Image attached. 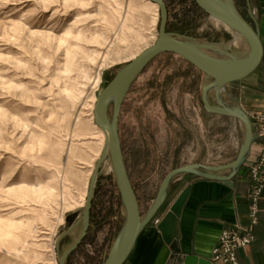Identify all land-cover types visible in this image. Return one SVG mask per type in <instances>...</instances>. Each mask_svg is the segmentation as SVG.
Listing matches in <instances>:
<instances>
[{
  "label": "rangeland",
  "instance_id": "374dc122",
  "mask_svg": "<svg viewBox=\"0 0 264 264\" xmlns=\"http://www.w3.org/2000/svg\"><path fill=\"white\" fill-rule=\"evenodd\" d=\"M235 1L252 22L247 0ZM165 2L170 33L248 50L194 0ZM159 25V6L151 0H0V264H59L79 236L106 139L94 120L95 102L118 70L155 42ZM209 81L185 58L166 52L125 96L119 132L143 215L172 169L238 154L244 124L205 110L202 85ZM240 84L227 86L224 103L239 105L231 95ZM209 96L216 104L214 89ZM125 217L107 158L88 233L67 264H103Z\"/></svg>",
  "mask_w": 264,
  "mask_h": 264
},
{
  "label": "water",
  "instance_id": "95a60500",
  "mask_svg": "<svg viewBox=\"0 0 264 264\" xmlns=\"http://www.w3.org/2000/svg\"><path fill=\"white\" fill-rule=\"evenodd\" d=\"M151 1L157 4L160 10L158 37L152 45L122 66L97 98L95 121L100 128L108 130V136L90 179L82 214L81 232L77 239L59 256V264H67L69 256L79 247L88 233L95 186L101 165L106 158L111 159L126 217L123 229L114 240L103 264H132L129 257L141 232L151 224L166 203L171 183L177 176L194 173L209 179L229 180L245 164L250 154L254 142V130L249 114L240 104L227 105L222 99V94L227 91V86L230 83L250 76L258 69L264 58V43L250 0H247V8L252 22L239 10L235 0H194L209 16L218 19L230 30L245 38L248 50L244 53H236L227 44L202 43L170 33L167 30L169 11L165 0ZM166 52L182 56L211 79L202 85V101L205 110L238 119L244 124L245 135L236 158L231 162L218 165L190 163L169 171L161 182L152 205L143 215L125 163L119 132V117L123 101L133 82L157 55ZM211 89L215 91L216 104L211 102L209 96ZM111 103L113 110L109 114L108 109ZM223 171H229V174L222 175ZM190 191L191 187L187 186L157 224L158 231L168 245H171L179 237V219ZM184 264H211V261L187 255Z\"/></svg>",
  "mask_w": 264,
  "mask_h": 264
},
{
  "label": "crops",
  "instance_id": "0c3cea01",
  "mask_svg": "<svg viewBox=\"0 0 264 264\" xmlns=\"http://www.w3.org/2000/svg\"><path fill=\"white\" fill-rule=\"evenodd\" d=\"M250 4L264 43V0H250ZM239 81L240 92L230 94L233 99L249 114L264 113V58L255 72ZM260 152V144L253 142L245 164L229 180H214L194 173L177 176L170 186L169 202L156 218L160 220L179 194L190 186L179 219L178 239L171 245L166 244L157 225L151 222L141 232L129 261L132 264H184L187 255L211 260L223 230L245 227L255 238L238 252L240 264H264V190L258 202L257 223L253 224L249 216L252 190L249 164ZM232 160L202 163L218 165ZM221 174L227 175L229 171Z\"/></svg>",
  "mask_w": 264,
  "mask_h": 264
},
{
  "label": "built area",
  "instance_id": "2783aa9c",
  "mask_svg": "<svg viewBox=\"0 0 264 264\" xmlns=\"http://www.w3.org/2000/svg\"><path fill=\"white\" fill-rule=\"evenodd\" d=\"M250 119L254 130V142H258L261 147L259 157L249 164V175L252 181L249 216L251 222L256 224L258 202L264 190V113H253L250 115ZM159 221L156 219V224ZM254 238L255 235L249 228L239 227L223 230L213 249L211 264H240L238 252L249 246Z\"/></svg>",
  "mask_w": 264,
  "mask_h": 264
},
{
  "label": "bare ground",
  "instance_id": "6f19581e",
  "mask_svg": "<svg viewBox=\"0 0 264 264\" xmlns=\"http://www.w3.org/2000/svg\"><path fill=\"white\" fill-rule=\"evenodd\" d=\"M211 18H213V19H215L216 21V23H222V22H220L218 19H216V18H214V17H211ZM235 33V36H236V43H240V42H242V43H244V42H246V40H245V38L244 37H242L241 35H239L238 33H236V32H234ZM242 45V44H241ZM139 55V54H138ZM137 55V56H138ZM96 102H97V100H96ZM96 102H95V105H96ZM112 110H113V104L111 103L110 104V106H109V109H108V111H109V114L112 112ZM93 113H94V120H95V106H94V110H93ZM95 123L97 124V122L95 121ZM98 125V124H97ZM98 127H99V125H98ZM100 128V127H99ZM104 133H105V135H106V138H107V136H108V130H103L102 128H100ZM105 141H106V139H105ZM104 145H105V143H104ZM103 148H104V146H103ZM102 152H103V150H102ZM102 154V153H101ZM100 157H101V155H100ZM100 157L98 158V160L100 159ZM97 160V161H98ZM106 160H107V158H106ZM104 162V161H103ZM95 165H96V163H95ZM94 169H95V166H94ZM94 169H93V172H94ZM93 172H92V174H93ZM92 176V175H91ZM91 179V178H90ZM89 184H90V181H89ZM88 188H89V186H88ZM87 194H88V190H87ZM86 198H87V195H86ZM86 198H85V204H86Z\"/></svg>",
  "mask_w": 264,
  "mask_h": 264
}]
</instances>
